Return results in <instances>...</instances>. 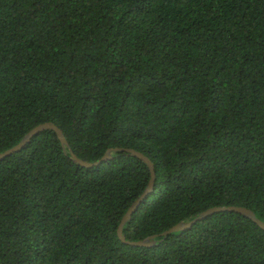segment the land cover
I'll use <instances>...</instances> for the list:
<instances>
[{
    "label": "trees",
    "instance_id": "obj_1",
    "mask_svg": "<svg viewBox=\"0 0 264 264\" xmlns=\"http://www.w3.org/2000/svg\"><path fill=\"white\" fill-rule=\"evenodd\" d=\"M48 122L89 163L155 164L129 241L213 207L264 222V0H0V154ZM150 177L40 133L0 160V264H264V230L230 212L122 243Z\"/></svg>",
    "mask_w": 264,
    "mask_h": 264
},
{
    "label": "water",
    "instance_id": "obj_2",
    "mask_svg": "<svg viewBox=\"0 0 264 264\" xmlns=\"http://www.w3.org/2000/svg\"><path fill=\"white\" fill-rule=\"evenodd\" d=\"M46 130L54 131L57 134L58 139L60 140V142L62 144L64 152L66 154L69 153L71 156V159L75 163H77L78 165H80L84 168L92 169V168L98 167L101 164H103L104 162L112 160L114 157V154L119 153V152H124V153L131 155V156H134V157L140 159L141 161H143L148 166L149 171H150V175H151L149 184H148L146 190L144 191V193L128 209L127 213L124 215V217H123V219L119 225V228H118V237H119L120 241L126 245L133 246V247H153L157 244L158 237H167L172 233H177V232L189 230L198 222H201V221L205 220L206 218L211 217L215 214L225 213V212L243 215V216L247 217L248 219H250L251 221H253L261 229L264 230V222L261 221L257 217V215L255 214V212L251 209H248L246 207H237V206L213 207V208H210V209L202 212L195 219H193L191 221H187V222H181V223L175 225L174 227H172L171 229L161 233L160 235L150 236V237L145 238L144 240H141V241H129L126 239V236L124 235V227L131 220L132 216L138 210V208L142 205V203L154 191V186H155V181H156L155 164L151 161V159L149 157H147L143 153L136 151L134 149H129V148L128 149L127 148H112V149H109L105 153V155L97 162L89 163L87 161H84V160L80 159L72 151L63 131L57 125H55L52 122L41 124V125L35 127L34 129H32L22 139V141L19 144H17L16 146H14L11 149L5 151L4 153H1L0 154V160H4L5 158L11 156L12 154L21 151L31 142V140L35 136L39 135L40 133H42Z\"/></svg>",
    "mask_w": 264,
    "mask_h": 264
}]
</instances>
